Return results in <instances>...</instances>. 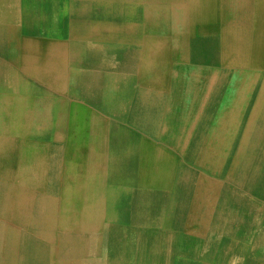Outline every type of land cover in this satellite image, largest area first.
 <instances>
[{
    "label": "crops",
    "instance_id": "obj_1",
    "mask_svg": "<svg viewBox=\"0 0 264 264\" xmlns=\"http://www.w3.org/2000/svg\"><path fill=\"white\" fill-rule=\"evenodd\" d=\"M230 5V0L0 1V108H7L14 102L18 109L28 104L29 108L33 107V113L44 114L50 112V109L54 112L61 99L65 105L68 101H77L80 108H83V130L90 133L89 138L83 141L87 150L83 155V171H86L87 179L83 190L86 186L92 190H85L83 193L95 195L94 203L86 202L85 206L89 208L94 205L96 214L90 220L93 222H83L84 228L91 227L90 232H80L73 239L66 240L71 243L73 259L77 260L73 264H264V241L257 240L258 237L254 234L256 225L245 228L233 218L240 207L225 202L226 194H244L249 200L259 202L256 211H252L250 215L264 217V178L260 179L253 190L238 187L227 178V161L231 158H223V165L212 169L208 165L210 162H204V157L199 156V148L210 145L209 137L198 143L197 149L189 158H184L163 139V119H158L152 125L147 124V111L153 99L160 108L167 109L168 105L177 107L182 104L178 100L169 101L166 87L161 85L160 90L155 85L158 82H154L146 74L145 67L151 62L150 52L213 45L214 42H209L212 39L211 32L222 37L232 18L237 21L242 15L241 21L246 22L257 15V12H250L238 16L237 12L230 11ZM195 27L203 32L208 31V37L197 33ZM23 40L29 43L31 59L24 58L27 46L25 47ZM56 50L63 53L59 68L55 67L51 57ZM35 59L44 60L36 62ZM227 83L228 79L220 87L216 104L209 116L216 113L217 103L219 105L226 101ZM104 86H108L111 91L103 92ZM247 101L246 95L245 105ZM246 111L238 114L239 120L243 119ZM211 124L206 128L209 131L213 126ZM240 126L241 124L231 128L239 130ZM243 128L241 127L242 132ZM235 140L230 142L229 147L235 145ZM200 212L205 213L201 216ZM160 227H163L162 230ZM246 232L251 235L248 236ZM186 251L188 252L185 253ZM257 258L260 263L254 262Z\"/></svg>",
    "mask_w": 264,
    "mask_h": 264
},
{
    "label": "bare ground",
    "instance_id": "obj_2",
    "mask_svg": "<svg viewBox=\"0 0 264 264\" xmlns=\"http://www.w3.org/2000/svg\"><path fill=\"white\" fill-rule=\"evenodd\" d=\"M1 1V0H0ZM90 1V0H89ZM126 2V1H124ZM230 11L239 14L257 12L254 19L241 21L239 19L232 20L226 26L225 35L210 34L212 39L209 42H214L201 48H188L184 50H152L150 52L151 62L145 67L147 75L157 87L165 86L169 91L168 100H178L180 103L177 107L160 108L153 99L151 107L147 111L148 125L157 122L158 119H163V139L167 144L173 146L179 151L182 157L189 158L197 149L198 143L208 139L211 142L208 146L199 148V156L204 157V162H210V168L220 167L223 165V158H231L227 161L228 174L227 178L230 182L238 187L247 188L251 184L254 188L257 186L258 177L264 174V0H230ZM7 3V1H6ZM5 3V4H6ZM132 3V2H131ZM134 4V3H133ZM10 5V4H9ZM135 5V4H134ZM192 7V6H191ZM190 7V8H191ZM6 8V7H5ZM71 8V7H70ZM62 11V10H61ZM134 12V11H133ZM132 12V13H133ZM216 12V11H215ZM103 13V12H102ZM199 13V12H198ZM1 14V13H0ZM216 15V13H214ZM8 15V14H7ZM6 15V16H7ZM19 15V14H18ZM105 15V14H104ZM138 15V13H137ZM206 15V14H205ZM53 16V15H52ZM106 16V15H105ZM209 16V13H208ZM136 18H138L135 15ZM216 17V16H215ZM7 17H5L6 19ZM91 18V17H90ZM131 18V16H130ZM140 18V17H139ZM206 18V17H205ZM213 19V17H210ZM134 19V18H133ZM147 19V18H146ZM1 20V19H0ZM96 20V19H95ZM149 20V18L147 19ZM94 21V20H93ZM97 21V20H96ZM117 21V20H116ZM9 22V21H8ZM87 22V21H85ZM112 22V21H111ZM123 22V21H121ZM125 22V21H124ZM132 22V21H131ZM135 22V20H134ZM137 22V21H136ZM199 22V21H198ZM201 22V20H200ZM204 22V21H203ZM78 23V22H76ZM116 23V22H115ZM15 24V23H14ZM94 24V23H93ZM146 24V23H145ZM19 25V24H18ZM101 25V24H100ZM159 25V24H158ZM221 25V24H220ZM68 26V24H67ZM125 26V25H124ZM9 27V26H8ZM74 27V26H73ZM92 27V26H91ZM96 27V26H95ZM100 27V26H99ZM102 27V26H101ZM155 27V25H154ZM71 28V26L69 27ZM191 28V27H190ZM95 29V28H94ZM155 29V28H154ZM165 29V28H164ZM163 29V30H164ZM196 32L201 36L208 37V31L203 32L199 27H195ZM218 29V28H216ZM12 30V29H11ZM27 30V28H25ZM29 30V29H28ZM84 30V28H83ZM99 30V29H97ZM96 30V31H97ZM161 30V29H160ZM167 30V28H166ZM76 31V30H75ZM88 31V30H87ZM102 31V30H101ZM156 31V30H155ZM188 31H190L188 29ZM199 31V32H198ZM216 31V30H215ZM218 31V30H217ZM9 32V30H8ZM12 32V31H11ZM203 32V33H201ZM80 33V32H79ZM87 33V32H86ZM90 33V32H89ZM102 33V32H101ZM114 33V32H113ZM155 33V32H154ZM192 33V31H191ZM11 34V33H10ZM69 34V33H68ZM73 34V33H72ZM85 34V33H84ZM92 34V33H91ZM94 34V33H93ZM144 34V33H143ZM164 34V33H163ZM162 34V35H163ZM74 35V34H73ZM80 35V34H79ZM165 35V34H164ZM177 35V34H176ZM182 35V34H181ZM183 36V35H182ZM217 36V39H216ZM68 37V36H67ZM74 37V36H73ZM142 37V36H141ZM165 37V36H164ZM184 37V36H183ZM86 38V37H85ZM23 39V38H22ZM170 39V38H169ZM173 39V38H171ZM185 39V38H184ZM149 40V38H148ZM174 40V39H173ZM177 40V39H176ZM24 45V58L28 60L30 57V46L27 40ZM68 41V40H67ZM92 41V40H91ZM90 41V42H91ZM95 42V41H93ZM103 42V41H102ZM108 42V41H106ZM154 42V41H152ZM169 42V41H168ZM155 43V42H154ZM170 43V42H169ZM188 43V42H187ZM49 44V43H48ZM47 44V45H48ZM127 44V43H126ZM130 44V43H128ZM132 44V43H131ZM172 44V43H171ZM183 44V43H182ZM68 45V43H67ZM106 45V44H105ZM147 45V44H146ZM174 45V43H173ZM178 45V44H177ZM102 46V45H101ZM108 46V45H107ZM105 46V48L107 47ZM154 46V45H153ZM181 46V45H180ZM184 46V45H183ZM103 47V46H102ZM110 48V46H108ZM175 47V46H174ZM155 48V47H154ZM185 48V47H184ZM36 49V47H35ZM79 49V48H78ZM147 49V48H146ZM85 50V49H84ZM108 50V49H107ZM36 52V50H34ZM33 51V52H34ZM78 51V50H77ZM93 51V50H92ZM146 51V50H145ZM79 52V51H78ZM89 52V51H88ZM32 53V52H31ZM47 53V50H46ZM87 53V52H86ZM36 54V53H35ZM69 54V53H68ZM73 54V53H72ZM77 54V53H76ZM88 54V53H87ZM85 54V56L87 55ZM141 54V53H140ZM44 55V53H43ZM94 55V53H93ZM98 55V54H97ZM142 55V54H141ZM46 56V55H44ZM43 56V57H44ZM144 56V55H142ZM146 56V55H145ZM42 57V56H41ZM55 67L63 60L61 50H56L54 56L51 55ZM69 57V56H68ZM148 57V56H147ZM46 58V57H45ZM141 58V57H140ZM143 58V57H142ZM31 59V58H29ZM48 59V58H47ZM4 60V59H3ZM13 60V59H12ZM15 60V59H14ZM44 59H35L36 62H41ZM5 61V60H4ZM103 61V59H102ZM101 61V62H102ZM110 61V60H109ZM138 61V60H137ZM2 62V61H1ZM23 62V61H22ZM27 62V61H26ZM34 63V59L32 60ZM52 62V63H53ZM68 62V61H67ZM100 62V63H101ZM24 63V62H23ZM120 63V62H119ZM15 64V63H14ZM32 64V63H31ZM42 64V63H41ZM107 64V63H106ZM4 66V64H2ZM30 65V64H29ZM43 65V64H42ZM6 66V65H5ZM104 66V65H103ZM108 66V65H107ZM115 66V65H114ZM138 67V65L136 64ZM8 67V66H7ZM72 67V66H71ZM10 68V67H9ZM8 68V69H9ZM39 68V67H38ZM100 68V67H99ZM110 68V67H108ZM140 68V67H139ZM15 69V68H14ZM26 69V68H25ZM105 69V68H104ZM53 70V69H52ZM63 70V67H62ZM79 70V69H78ZM81 70V69H80ZM89 70V69H87ZM141 72L142 69L140 68ZM19 71V69H18ZM28 72V70H26ZM41 71V70H40ZM50 71V70H49ZM123 71V70H122ZM126 71V70H125ZM136 71V70H135ZM56 72V71H55ZM60 72V71H59ZM83 72V71H82ZM138 72V71H137ZM32 73V72H30ZM36 73V72H35ZM45 73V71H44ZM43 73V74H44ZM111 73V71H110ZM120 73V72H119ZM55 74V73H54ZM59 74V73H58ZM57 74V75H58ZM63 74V73H61ZM77 74V72H76ZM4 75V74H2ZM30 75V74H29ZM45 75V74H44ZM60 75V74H59ZM134 75V74H133ZM136 75V74H135ZM48 76V75H47ZM62 76V75H60ZM104 76V75H102ZM106 76V74H105ZM143 76H145L143 74ZM40 77V75H39ZM127 77V75H126ZM136 77V76H135ZM21 78V76H20ZM42 78V77H40ZM55 78V77H54ZM61 78V77H60ZM87 79V77L85 76ZM112 78V77H111ZM121 78V77H120ZM137 78V77H136ZM147 78V77H146ZM53 79V78H52ZM69 79V78H68ZM74 79V78H73ZM123 79V78H122ZM142 79V78H141ZM227 83L228 97L225 102L218 105L217 111L213 115L210 114L214 109L220 87ZM18 80V78H17ZM75 80V79H74ZM147 80V79H145ZM105 81V80H104ZM108 81V80H107ZM142 81V80H141ZM26 82V81H25ZM53 82V81H51ZM62 80L60 81V83ZM74 82V81H73ZM18 83V82H17ZM104 83V82H103ZM106 83V82H105ZM118 83V81H117ZM148 83V82H147ZM19 84V83H18ZM54 84V83H53ZM64 84V83H63ZM116 84V83H115ZM123 84V83H122ZM146 84V83H145ZM2 85V84H1ZM22 85V84H21ZM57 85V84H56ZM65 85V84H64ZM74 86V83L72 84ZM153 85V84H152ZM19 86V85H18ZM17 86V87H18ZM60 86V85H59ZM68 86V85H67ZM118 86V84H117ZM27 87V86H26ZM69 87V86H68ZM81 87V86H80ZM83 87V86H82ZM60 88V87H58ZM72 90L73 87H71ZM56 89V87H55ZM79 89V88H78ZM82 89V88H81ZM123 89V87H122ZM161 90V88H160ZM91 91V90H90ZM103 92L111 91L108 86H104ZM113 91V90H112ZM121 91V90H120ZM18 92V91H17ZM27 92V91H26ZM101 92V91H100ZM118 92V91H117ZM2 93V92H1ZM45 93V92H44ZM65 93V92H64ZM69 93V92H68ZM72 93V92H70ZM81 93V92H79ZM83 93V92H82ZM88 93V92H87ZM116 93V92H115ZM119 93V92H118ZM122 93V92H121ZM12 94V93H11ZM15 94V93H14ZM107 94V93H106ZM105 94V95H106ZM120 94V93H119ZM168 94V93H167ZM17 95V94H16ZM43 95V94H42ZM61 95V93H60ZM73 95V94H72ZM86 95V94H84ZM247 95V103L245 105V97ZM51 97V96H50ZM78 97V96H77ZM90 97V96H89ZM88 97V98H89ZM103 97V95H102ZM101 97V98H102ZM25 98V97H24ZM100 98V100H101ZM105 98V97H104ZM112 98V97H111ZM252 98V99H251ZM23 99V98H22ZM114 99V97H113ZM88 100V99H87ZM86 100V102H87ZM105 100V99H104ZM112 100V99H111ZM119 100V99H118ZM117 100V101H118ZM127 100V99H126ZM67 101V100H65ZM83 101V100H82ZM85 101V100H84ZM114 101V102H117ZM120 101V100H119ZM252 101V102H251ZM12 102V101H11ZM101 103V102H100ZM113 103V101H112ZM105 104V103H104ZM195 104V105H194ZM47 105V104H46ZM101 105V104H99ZM115 105V104H114ZM121 105V104H120ZM128 105V104H127ZM70 106V104H69ZM73 106V105H72ZM66 107V106H65ZM69 108V107H68ZM98 108V107H97ZM104 108V107H103ZM117 108V106H116ZM72 109V107H71ZM112 109V108H111ZM119 109V108H118ZM163 109V110H162ZM209 109V111H207ZM100 110V109H99ZM117 110V109H116ZM123 110V109H122ZM243 110H247L242 120L238 119V114ZM106 111V110H105ZM104 111V113H105ZM120 111V110H119ZM23 112V111H22ZM92 112V111H91ZM49 113V112H48ZM85 113V112H84ZM117 113V112H116ZM107 114V113H106ZM121 114V113H120ZM9 115V114H8ZM22 115V114H21ZM53 115V114H52ZM101 115V114H100ZM213 115V117H211ZM73 116V114H72ZM89 117V116H88ZM53 118V117H52ZM66 118V117H65ZM64 118V119H65ZM103 118V117H102ZM214 118V119H213ZM47 119V117H46ZM55 119V118H54ZM9 120V119H8ZM27 120V119H26ZM66 120V119H65ZM71 120V119H70ZM113 120V119H111ZM117 120H119L117 118ZM9 122V121H8ZM72 121H70L71 123ZM104 122H106L104 120ZM109 122V121H108ZM183 123H189L184 126ZM20 123V122H19ZM65 123V122H64ZM84 123V122H83ZM212 123V129H206L208 124ZM22 124V123H21ZM74 124V123H73ZM85 124V123H84ZM104 124V123H103ZM211 124V125H212ZM240 129H232L240 125ZM28 125V124H27ZM39 125V124H38ZM88 125V124H87ZM42 126V125H41ZM44 126V125H43ZM51 126V124H50ZM65 126V125H64ZM128 126V125H127ZM26 127V126H25ZM28 127V126H27ZM46 127V126H45ZM72 127V126H71ZM232 127V128H231ZM241 127L244 129L243 132ZM73 128V127H72ZM71 128V129H72ZM88 128V127H87ZM127 128V127H126ZM28 129H30L28 127ZM38 129V128H37ZM54 129V128H53ZM21 130V129H20ZM68 130V129H67ZM133 130V129H132ZM34 131V130H33ZM73 131V130H72ZM123 131V130H122ZM130 131V130H129ZM31 132V130H30ZM65 132V131H63ZM69 132V131H68ZM74 132V131H73ZM76 132V130H75ZM74 132V133H75ZM36 133V132H35ZM82 133V132H81ZM127 133V132H126ZM139 133V132H138ZM3 134V133H2ZM24 134V133H23ZM70 134V133H69ZM72 134V133H71ZM117 134V133H116ZM5 135V134H4ZM78 135V134H77ZM3 136V135H2ZM6 136V135H5ZM236 136V137H235ZM64 137V136H63ZM87 137V136H86ZM235 137V139H234ZM51 138V137H50ZM85 138V137H84ZM121 138V137H120ZM129 138V137H128ZM142 139V138H141ZM78 140V139H77ZM235 140V145L229 144ZM207 141V143L209 142ZM32 142V141H31ZM35 142V141H34ZM78 142V141H77ZM142 142V141H141ZM22 144V142H20ZM27 143V142H26ZM64 143V142H63ZM67 143V141H66ZM155 143V142H154ZM39 144V143H38ZM260 145L258 152L254 154L251 160L253 147ZM27 145V144H25ZM23 145V146H25ZM46 145V144H45ZM128 145V144H127ZM36 146V145H35ZM117 146V145H116ZM22 147V146H21ZM43 147V146H42ZM77 148V147H76ZM96 148V147H95ZM100 148V147H99ZM140 148V147H139ZM159 148V147H158ZM39 149V148H38ZM41 149V148H40ZM45 149V148H44ZM86 149V148H85ZM78 150V149H77ZM76 150V151H77ZM121 150V149H118ZM2 151V150H1ZM47 151V150H46ZM81 151V149L79 150ZM18 152V151H17ZM37 152V151H36ZM131 152V149H130ZM154 152V151H153ZM164 152V151H163ZM4 153V152H3ZM25 153V152H24ZM47 153V152H46ZM167 153V152H166ZM115 154V153H114ZM123 154V152H122ZM121 154V155H122ZM127 154V152H126ZM155 154V153H154ZM3 155V154H2ZM66 155V153H65ZM152 155V154H151ZM198 155V154H197ZM45 156V155H44ZM75 156V155H74ZM80 156V155H79ZM104 156V155H103ZM115 156V155H114ZM127 156V155H126ZM159 156V155H158ZM157 156V157H158ZM161 156V155H160ZM24 157V155L22 156ZM41 157V155H40ZM68 157V156H67ZM172 157V156H171ZM180 157V156H179ZM195 157V156H194ZM25 158V157H24ZM63 158V156H62ZM77 158V157H76ZM113 158V157H112ZM152 158V156H151ZM169 158V157H168ZM197 158V157H196ZM200 158V157H198ZM2 159V158H0ZM72 159V158H71ZM74 159V158H73ZM78 159V158H77ZM147 159V158H146ZM155 159V158H154ZM201 159V158H200ZM41 160V159H40ZM69 160V159H68ZM81 160V159H80ZM85 160V159H84ZM104 160V159H103ZM152 160V159H151ZM156 160V159H155ZM170 160V159H169ZM174 160V159H173ZM176 160V159H175ZM184 160V159H183ZM251 160V162H250ZM23 161V160H22ZM67 161V160H66ZM77 161V160H76ZM102 161V159H101ZM147 161V160H146ZM157 161V160H156ZM186 161V160H185ZM202 161V160H199ZM26 162V161H25ZM32 162H34L32 160ZM155 162V161H153ZM159 162V161H158ZM157 162V163H158ZM198 162V159H197ZM84 163V162H83ZM121 163V162H120ZM178 163V162H177ZM185 163V162H184ZM200 163V162H199ZM17 164V163H16ZM37 164V163H36ZM39 164V163H38ZM108 164V162H107ZM106 164V165H107ZM153 164V163H152ZM151 164V165H152ZM162 164V163H161ZM169 164V163H168ZM174 164V163H173ZM250 164V167L248 166ZM105 165V166H106ZM160 165V164H159ZM197 165V164H196ZM199 165V164H198ZM1 166V165H0ZM21 166V165H20ZM34 166V165H33ZM67 166V165H66ZM153 166V165H152ZM158 166V165H157ZM172 166V165H171ZM207 166V165H206ZM162 167V166H161ZM168 167V166H167ZM188 167V166H187ZM199 167V166H198ZM73 168V166H72ZM84 168V167H83ZM107 168V167H106ZM159 168V167H158ZM200 168V167H199ZM19 169V165H18ZM40 170V168H39ZM38 170V171H39ZM139 170V169H138ZM202 170V169H201ZM17 171V169H16ZM154 171V170H153ZM156 171V170H155ZM35 172V171H34ZM139 172V171H138ZM173 172V171H172ZM212 172V171H211ZM75 173V171H74ZM107 173V172H106ZM119 173V172H118ZM117 173V174H118ZM35 174V173H34ZM78 174V173H77ZM108 174V173H107ZM150 174V173H149ZM171 174V173H170ZM213 174V173H211ZM216 174V173H215ZM38 174H36L37 176ZM75 175V174H74ZM116 175V174H115ZM119 175V174H118ZM127 175V174H125ZM124 175V176H125ZM144 175V174H143ZM175 175V174H174ZM106 176V175H105ZM162 176V175H161ZM203 176V175H202ZM82 177V176H80ZM112 177V176H111ZM114 177V176H113ZM122 177V176H121ZM153 177V176H152ZM155 177V176H154ZM173 177V176H172ZM17 178V177H16ZM42 178V177H40ZM60 178V177H59ZM75 178V177H74ZM106 178V177H105ZM119 177L117 176V179ZM131 178V177H130ZM206 178V177H205ZM64 179V178H63ZM172 179V178H171ZM209 179V178H208ZM44 180V179H43ZM60 180V179H59ZM69 180V179H68ZM76 180V179H74ZM106 180V179H105ZM131 180V179H130ZM138 180V179H137ZM136 180V181H137ZM148 180V179H147ZM155 180V179H154ZM201 180V179H200ZM51 181V180H50ZM70 181V180H69ZM144 181V180H143ZM156 181V180H155ZM163 181V179H161ZM173 181V179H172ZM49 182V181H47ZM66 182V181H65ZM74 182V181H73ZM77 182V181H76ZM138 182V181H137ZM210 182V181H209ZM14 183V182H13ZM71 183V182H70ZM196 183V182H195ZM199 183V182H198ZM213 183V182H212ZM218 183V182H217ZM221 184V182H219ZM40 184V183H39ZM135 184V183H134ZM156 184V182H155ZM162 184L159 183V185ZM201 184V183H200ZM19 185V183H18ZM122 185V184H121ZM215 185L219 187L216 183ZM227 185V184H226ZM25 186V184H24ZM64 186V185H63ZM85 186V185H84ZM124 186V185H123ZM131 186V185H130ZM156 186V185H155ZM198 186V185H197ZM204 186V185H203ZM80 186H78L79 188ZM129 187V186H128ZM133 187V186H132ZM135 187H137L135 185ZM139 187V186H138ZM142 187V186H141ZM167 187V186H166ZM196 187V186H195ZM194 187V188H195ZM201 187V186H200ZM216 187V188H217ZM31 188V187H30ZM70 188V187H69ZM147 188V187H146ZM151 188V187H150ZM193 188V189H194ZM199 188V187H198ZM233 188V187H232ZM129 189V188H128ZM155 189V188H154ZM158 189V188H157ZM197 189V188H195ZM200 189V188H199ZM205 189V188H204ZM214 189V188H213ZM39 190V189H38ZM135 190V189H134ZM156 190V189H155ZM154 190V191H155ZM217 190V189H216ZM36 191V190H35ZM204 191V190H203ZM202 191V193H203ZM206 191V189H205ZM208 191V190H207ZM238 192V191H237ZM245 192V191H244ZM40 193V192H39ZM121 193V192H120ZM123 193V192H122ZM135 193V191H134ZM152 193V192H151ZM155 193V192H154ZM162 193V192H161ZM160 193V194H161ZM207 193V192H206ZM210 193V192H209ZM214 193V191L212 192ZM230 193V192H229ZM149 194V191H148ZM196 194V193H192ZM208 194V193H207ZM120 195V194H119ZM150 195V194H149ZM132 196V195H131ZM147 196V195H146ZM192 196V195H191ZM207 197V195H204ZM54 197V196H53ZM121 197V195H120ZM130 197V196H129ZM155 197V196H154ZM200 197V196H199ZM212 197V196H211ZM22 198V197H21ZM31 198V196H30ZM33 198V197H32ZM131 198V197H130ZM192 198V197H191ZM135 199V198H134ZM152 199V198H151ZM194 199V198H193ZM222 199V198H221ZM25 200V199H24ZM34 200V199H33ZM80 200V199H79ZM115 200V199H114ZM118 200V198H117ZM115 200V201H117ZM223 200V199H222ZM27 201V200H26ZM46 201V200H45ZM198 201V200H197ZM206 201V200H205ZM1 202V201H0ZM155 202V201H154ZM212 202V200H211ZM221 202V201H220ZM225 202L233 204V206L241 205L246 212L251 214L256 211L259 206L256 200H249L241 193L226 194ZM18 203V202H17ZM24 203V202H22ZM191 203V201L189 202ZM206 203V202H205ZM113 204V203H112ZM74 205V204H73ZM114 205V204H113ZM112 205V206H113ZM225 205V203H224ZM19 206V205H18ZM30 206V205H29ZM79 206V205H78ZM152 206V204H151ZM199 206V205H198ZM203 206V205H202ZM211 206V205H209ZM228 206V205H227ZM139 207V206H138ZM201 207V205H200ZM210 210V207H208ZM223 208V207H222ZM221 208V209H222ZM228 208V207H227ZM45 209V208H44ZM75 209V208H74ZM137 209V208H136ZM156 209V208H155ZM190 209V208H188ZM220 209V210H221ZM226 209V208H225ZM77 210V209H76ZM134 210V209H133ZM201 210V209H200ZM205 210V209H204ZM203 210V211H204ZM223 210V209H222ZM29 211V209H28ZM171 211V210H170ZM194 211V210H193ZM232 211V210H231ZM230 211V212H231ZM260 211V210H259ZM114 212V211H113ZM206 212V211H205ZM205 212H200L202 216ZM208 212V211H207ZM262 213V212H260ZM75 214V213H74ZM78 214V212H77ZM197 214V213H196ZM239 212L233 215L237 221H240ZM258 214V213H257ZM117 215V214H116ZM187 215V214H186ZM193 215V214H192ZM209 215V213H208ZM231 215V214H230ZM164 216V215H163ZM200 216V217H201ZM207 216V214H206ZM132 217V216H131ZM76 218V217H75ZM133 218V217H132ZM186 218V217H185ZM193 218V217H192ZM227 218V217H225ZM229 218V217H228ZM227 218V219H228ZM4 219V218H2ZM10 219V218H9ZM206 219V218H205ZM208 219V218H207ZM8 220V219H7ZM118 220V219H117ZM230 220V219H229ZM251 218H246L247 224ZM129 221V220H128ZM209 221V219H208ZM121 222V221H120ZM197 222V221H196ZM229 222V221H228ZM256 222L261 224V230L254 233L259 242L264 241V217L261 216ZM13 223V222H12ZM171 223V221H170ZM236 223V222H235ZM14 224V223H13ZM12 224V225H13ZM194 224V223H193ZM222 224V223H221ZM256 224V223H255ZM107 225V223H106ZM194 226V225H193ZM225 226V224H224ZM131 227V226H130ZM259 227V226H258ZM124 228V226H123ZM126 228V227H125ZM135 228V227H134ZM161 228V227H160ZM163 228V227H162ZM162 228L160 230H162ZM225 228V227H224ZM102 229V228H101ZM130 229V228H129ZM128 229V230H129ZM126 230V229H125ZM204 230V229H203ZM220 230V229H219ZM127 231V230H126ZM140 231V230H139ZM208 231V230H207ZM19 232V231H18ZM28 232V231H27ZM125 232V231H124ZM163 232V231H162ZM167 232V231H166ZM254 232V231H253ZM259 232V233H258ZM173 233V232H172ZM203 232H201L202 234ZM229 233V232H228ZM248 235V232H246ZM21 234V233H20ZM99 234V233H98ZM115 234V233H114ZM253 234V235H254ZM19 235V234H18ZM29 235V234H28ZM122 235V233H121ZM162 235V234H161ZM192 235V234H191ZM159 236V235H158ZM228 236V235H227ZM246 236V235H245ZM85 237V236H84ZM99 237V236H98ZM119 237V236H118ZM140 237V236H139ZM155 237V235H154ZM153 237V238H154ZM24 238V237H22ZM198 238V237H197ZM29 239V238H28ZM32 239V238H31ZM122 239V238H121ZM145 239V237H144ZM161 239V238H160ZM26 240V239H25ZM34 240V239H33ZM32 240V241H33ZM42 240V239H41ZM180 240V239H179ZM31 241V242H32ZM156 241V239H155ZM29 242V241H28ZM37 242V241H36ZM81 242V241H80ZM85 242V241H84ZM120 242V241H119ZM118 242V243H119ZM139 242V240H138ZM137 242V243H138ZM152 242V241H151ZM50 243V242H49ZM194 243V242H193ZM199 243V242H198ZM217 243V242H216ZM48 244V243H47ZM85 244V243H84ZM121 244V243H120ZM153 244V243H152ZM156 244V243H155ZM159 244V243H158ZM31 245V244H28ZM49 245V244H48ZM181 245V244H180ZM194 245V244H193ZM208 245V244H207ZM23 246V245H22ZM100 246V245H99ZM120 246V245H119ZM118 246V247H119ZM133 246V244H132ZM139 246V245H138ZM153 246V245H152ZM178 246V245H177ZM28 247V246H27ZM47 247V246H46ZM85 247V246H84ZM94 247V246H93ZM98 247V246H97ZM160 247V246H159ZM163 247V246H162ZM216 247V246H215ZM26 248V247H25ZM24 248V249H25ZM88 248V246H87ZM95 248V247H94ZM170 248V247H169ZM177 248V247H176ZM175 248V249H176ZM182 248V247H181ZM203 248V247H202ZM79 249V248H78ZM77 249V250H78ZM85 249V248H84ZM89 249V248H88ZM97 249V248H96ZM99 249V248H98ZM97 249V250H98ZM118 249V248H117ZM134 249V247H133ZM132 249V250H133ZM142 249V246H141ZM148 249V248H147ZM205 249V248H204ZM23 250V249H22ZM108 250V249H107ZM110 250V249H109ZM116 250V249H115ZM138 250V249H137ZM187 250V249H186ZM21 251V250H19ZM79 251V250H78ZM85 251V250H84ZM177 251V250H176ZM193 251V250H192ZM214 251V250H213ZM18 252V251H17ZM83 252V251H81ZM108 252V251H107ZM111 252V251H110ZM133 252V251H132ZM139 252V251H138ZM183 252V251H181ZM186 251L185 253H187ZM23 253V252H22ZM71 253V252H70ZM85 253V252H84ZM105 253V252H104ZM126 253V252H125ZM170 253V252H169ZM201 253V251H200ZM260 253V252H259ZM19 254V252H18ZM21 254V253H20ZM19 254V255H20ZM29 254V253H28ZM26 254V256H28ZM107 254V253H106ZM111 254L112 253H108ZM143 254V253H142ZM141 254V255H142ZM157 254V253H156ZM192 254V253H191ZM198 254V253H197ZM203 254H205L203 252ZM17 255V254H16ZM100 255V254H99ZM138 255V254H137ZM144 255V254H143ZM142 255V256H143ZM160 255V254H159ZM158 255V256H159ZM178 255V254H177ZM215 255V252H214ZM22 256V255H21ZM24 256V257H26ZM72 256V255H71ZM70 256V257H71ZM153 256V254H152ZM155 256V255H154ZM186 256V255H185ZM188 256V255H187ZM259 256V255H258ZM182 257V256H181ZM189 257V256H188ZM191 257V256H190ZM206 257V256H205ZM18 258V257H17ZM16 258V259H17ZM29 258V256H28ZM53 258V257H52ZM66 258V257H65ZM107 258V257H106ZM110 258V257H109ZM144 258V257H143ZM214 258V256H213ZM254 258V257H253ZM256 258V257H255ZM260 258V257H259ZM23 259V258H22ZM137 259V258H136ZM152 259V258H151ZM160 259V257H159ZM203 259V258H202ZM200 259V261L202 260ZM58 260V259H57ZM105 260V259H104ZM144 260V259H143ZM155 260V259H153ZM182 260V259H181ZM195 260V259H194ZM26 261V260H25ZM84 261V260H83ZM142 261V260H141ZM260 263V259H255L254 262ZM264 261V260H262ZM20 262V261H19ZM22 262V261H21ZM33 262V261H32ZM54 263V261H52ZM74 262V261H73ZM79 262V261H78ZM100 262V261H99ZM136 262V261H135ZM146 262V261H145ZM152 262V261H151ZM164 262V261H163ZM205 262V261H204ZM17 264V263H16ZM28 264V263H26ZM144 264V263H143ZM147 264V262L145 263ZM155 264V262H154ZM169 264V263H168Z\"/></svg>",
    "mask_w": 264,
    "mask_h": 264
},
{
    "label": "rangeland",
    "instance_id": "obj_3",
    "mask_svg": "<svg viewBox=\"0 0 264 264\" xmlns=\"http://www.w3.org/2000/svg\"><path fill=\"white\" fill-rule=\"evenodd\" d=\"M78 104L68 101L65 105L61 99L54 112L50 109L44 114L33 113V107L29 108L28 104L18 109L14 102L7 108H0V264H73L77 261L70 253L71 243L66 240L80 232H90L91 227L84 228L83 222H93L90 220L96 214L94 205L85 206L86 202L94 203L95 195L83 193L92 190L87 186L83 190L87 181L86 171H83V155L87 150L83 141L90 133L83 130V108ZM19 111H23L22 115L16 113ZM259 147L258 144L253 147L251 160ZM262 178L264 174L258 177L257 186ZM253 186L249 184L247 188L253 190ZM235 207H240L241 225L247 229L256 225V231L261 230V224L256 222L260 218L252 217L241 205ZM246 218H251L247 224Z\"/></svg>",
    "mask_w": 264,
    "mask_h": 264
}]
</instances>
